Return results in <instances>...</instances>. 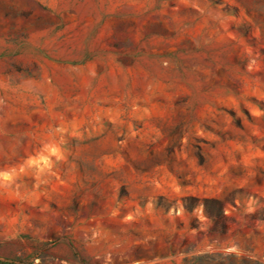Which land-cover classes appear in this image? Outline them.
Segmentation results:
<instances>
[{
  "label": "rangeland",
  "instance_id": "374dc122",
  "mask_svg": "<svg viewBox=\"0 0 264 264\" xmlns=\"http://www.w3.org/2000/svg\"><path fill=\"white\" fill-rule=\"evenodd\" d=\"M0 264H264V0H0Z\"/></svg>",
  "mask_w": 264,
  "mask_h": 264
}]
</instances>
